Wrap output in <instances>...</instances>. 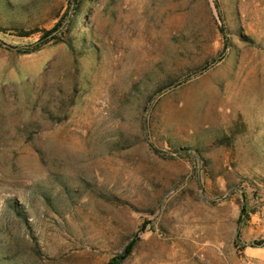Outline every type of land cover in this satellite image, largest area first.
<instances>
[{"label":"rangeland","instance_id":"374dc122","mask_svg":"<svg viewBox=\"0 0 264 264\" xmlns=\"http://www.w3.org/2000/svg\"><path fill=\"white\" fill-rule=\"evenodd\" d=\"M0 28V264H264V0H0Z\"/></svg>","mask_w":264,"mask_h":264},{"label":"trees","instance_id":"16d2710c","mask_svg":"<svg viewBox=\"0 0 264 264\" xmlns=\"http://www.w3.org/2000/svg\"><path fill=\"white\" fill-rule=\"evenodd\" d=\"M0 32H5L3 29L0 28ZM48 34V32H46ZM19 35L18 36H24L22 33H18ZM30 51H24V53H28Z\"/></svg>","mask_w":264,"mask_h":264}]
</instances>
